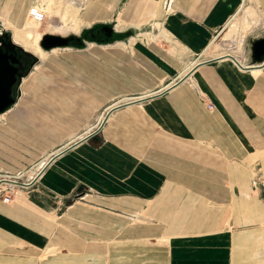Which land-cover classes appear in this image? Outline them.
<instances>
[{
  "label": "crops",
  "instance_id": "crops-1",
  "mask_svg": "<svg viewBox=\"0 0 264 264\" xmlns=\"http://www.w3.org/2000/svg\"><path fill=\"white\" fill-rule=\"evenodd\" d=\"M30 1L0 0V22L18 28ZM248 3L84 0L74 34L97 38L24 49L0 166L48 164L0 196V264H264V68L209 54Z\"/></svg>",
  "mask_w": 264,
  "mask_h": 264
},
{
  "label": "rangeland",
  "instance_id": "rangeland-1",
  "mask_svg": "<svg viewBox=\"0 0 264 264\" xmlns=\"http://www.w3.org/2000/svg\"><path fill=\"white\" fill-rule=\"evenodd\" d=\"M32 1L34 0H31L28 5V9L30 10H31V6L38 5L35 4V2L36 3L38 2L40 4L42 3L43 7H45L44 10L45 15L43 16L41 21L35 20L32 16H30V13H28L30 18H28V15H26L24 19L21 20L20 25L17 26L18 28L12 27L10 23H4L2 24V27L4 29L10 28L13 32V36H12L10 31L4 30L9 35V37L6 38L7 40L6 42L8 46L12 47L13 45H15L14 41H16V43H19L20 45L25 47L22 48L21 46L15 45L20 49V53L22 55H24L22 51H24V49H27L29 51L36 53V55H38L39 57H43L48 53V52L45 53L46 50H44L39 44V41L44 33L69 35V34L77 33L80 30V25L77 22V14L79 7L81 6L84 0H36L31 5ZM251 1L252 0H249V3L247 5H244V8L241 9L239 13L236 15L237 18H235L234 22L231 25H229L225 29L223 34L218 36L216 40L212 43V46L209 49L210 55H221V54L243 55V53L246 50L247 53H250L249 52L250 41L251 39L254 38V34L253 33L248 34V30L251 29V25H252V24L250 26L248 25V19L250 18L254 19V14H256L254 5ZM0 35H1V31H0ZM53 50L56 51L57 48ZM26 52L31 57H24L26 60L25 62H27V66L24 72L22 73L21 78L18 80V83L15 85V90H14L15 96L17 95L18 92L21 91L20 88L22 87H20V84L23 78L26 77V75L30 72V70H32V63L34 62V57L30 52L28 51ZM16 109L18 108L15 107L14 109H11L10 111L4 114H0V124L9 122L11 113L14 112ZM13 163L22 165L23 167H25L24 165H26L25 163L21 164V162L19 161ZM30 163L31 162H29L28 166L24 170H22L23 172L14 173L12 169L4 166H0V171L2 172L8 171L14 174H20V176L17 177L20 181H29L31 180L30 174L32 172L29 171L32 164ZM0 196L2 197V195Z\"/></svg>",
  "mask_w": 264,
  "mask_h": 264
},
{
  "label": "water",
  "instance_id": "water-1",
  "mask_svg": "<svg viewBox=\"0 0 264 264\" xmlns=\"http://www.w3.org/2000/svg\"><path fill=\"white\" fill-rule=\"evenodd\" d=\"M1 26L2 23L0 22L1 35L3 34L8 38V33H6L4 29L1 28ZM105 29L109 30V35H112L113 27L106 26ZM1 35L0 38L3 36ZM75 35L78 34L62 35L56 33H45L42 35L39 44L44 50L51 51L55 48L69 46L72 43ZM249 52L251 65L247 66L242 65L238 59H236L231 54L226 56L233 58L239 65L246 68H254V66L264 68V36L251 39ZM15 62H19V59L16 57V55L10 54L8 51H4L3 48L0 47V114H4L9 109H11L17 100L14 90L15 85L18 83V80L21 78L22 74H20L18 67L13 65ZM185 79L186 77H183L179 82ZM90 136L91 135H88L85 138ZM47 164L48 162H46V164L32 180L17 182L23 185L31 184L38 178Z\"/></svg>",
  "mask_w": 264,
  "mask_h": 264
},
{
  "label": "built area",
  "instance_id": "built-area-1",
  "mask_svg": "<svg viewBox=\"0 0 264 264\" xmlns=\"http://www.w3.org/2000/svg\"><path fill=\"white\" fill-rule=\"evenodd\" d=\"M29 13L30 16H32L37 21H41V19L45 15V11L43 10V8L38 5L32 6ZM209 108L214 109V104L210 103ZM18 176H20V174H14L8 171H0V195H2L3 200H5L6 202L13 200V196L20 188V183L17 182L20 181L17 178Z\"/></svg>",
  "mask_w": 264,
  "mask_h": 264
},
{
  "label": "flooded vegetation",
  "instance_id": "flooded-vegetation-1",
  "mask_svg": "<svg viewBox=\"0 0 264 264\" xmlns=\"http://www.w3.org/2000/svg\"><path fill=\"white\" fill-rule=\"evenodd\" d=\"M102 32H104V34H108L109 30L103 29ZM6 38L7 36L5 35L0 38V47L3 48L4 51H8L10 54L16 55V57L19 59V62H15L13 63V65L18 67L20 74H22L27 66V62H25L26 60L20 53V49L18 47H16L15 45H13L12 47L8 46Z\"/></svg>",
  "mask_w": 264,
  "mask_h": 264
},
{
  "label": "trees",
  "instance_id": "trees-1",
  "mask_svg": "<svg viewBox=\"0 0 264 264\" xmlns=\"http://www.w3.org/2000/svg\"><path fill=\"white\" fill-rule=\"evenodd\" d=\"M95 30L96 27L91 29H84L80 35L74 36L72 44H74V46H84L86 40L89 41V40H93V38H97L96 36L94 37ZM131 34H132L131 32H128L120 36H130ZM22 53L24 54L23 55L24 57H31L26 51H22Z\"/></svg>",
  "mask_w": 264,
  "mask_h": 264
},
{
  "label": "bare ground",
  "instance_id": "bare-ground-1",
  "mask_svg": "<svg viewBox=\"0 0 264 264\" xmlns=\"http://www.w3.org/2000/svg\"><path fill=\"white\" fill-rule=\"evenodd\" d=\"M2 29H4L2 26H1Z\"/></svg>",
  "mask_w": 264,
  "mask_h": 264
}]
</instances>
